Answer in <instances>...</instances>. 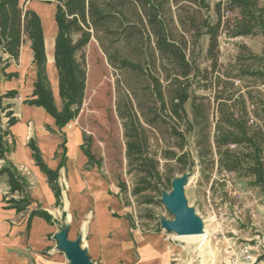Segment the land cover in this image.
Segmentation results:
<instances>
[{
  "label": "trees",
  "instance_id": "1",
  "mask_svg": "<svg viewBox=\"0 0 264 264\" xmlns=\"http://www.w3.org/2000/svg\"><path fill=\"white\" fill-rule=\"evenodd\" d=\"M40 1L55 6L53 63L60 107L47 78L40 16L20 0H0V77L17 78L7 68L10 62L18 63L21 47L29 42L36 80L23 104L43 109L60 131L78 117L85 96L86 62L78 54L92 38L97 42L117 73L115 108L125 139L126 173L133 179L131 189L118 184L124 208L130 203L128 194L137 205L164 204L161 199L172 191L175 174H187L195 166L201 180L229 175L264 195V94L254 88L264 87V46L255 54L239 44L233 63L224 65L219 43L221 37L264 40V0ZM201 39L206 44L202 68L195 54L197 49L202 53ZM246 80L255 85H245ZM17 96L16 90L0 95V160L9 150L6 139L13 138L10 128L18 122L12 105L3 102ZM190 141L196 158L188 150ZM27 145L59 206L58 171L65 158L50 169L35 139ZM80 148L94 166L89 148L84 143ZM3 174L10 195L24 194L18 200L4 196L5 208L26 211L32 199L25 194L23 180L13 165L1 167ZM211 184L226 185L224 180ZM35 216L52 222L50 214L35 208L27 227ZM123 218L136 228L129 212ZM160 227L161 222L153 233L159 234Z\"/></svg>",
  "mask_w": 264,
  "mask_h": 264
},
{
  "label": "rangeland",
  "instance_id": "2",
  "mask_svg": "<svg viewBox=\"0 0 264 264\" xmlns=\"http://www.w3.org/2000/svg\"><path fill=\"white\" fill-rule=\"evenodd\" d=\"M39 2L41 3L40 0ZM20 4L22 5L21 0ZM36 11L42 17L46 31L55 27L52 5L41 3L36 5ZM219 43L220 58L224 65L233 63L235 55L239 52V44H245L255 54H260L264 46V40L259 36L233 40L221 37ZM200 45L202 53L197 49L195 54L202 68L206 64L202 59L206 46L204 39H201ZM81 55L86 62L85 96L78 117L71 122L70 128H65V138L59 149V156H71L68 152L70 145L73 144L78 149V146L84 143L95 157L96 163L94 166L88 164L84 167L83 174L79 177L82 184L77 199H73L75 193H70L69 200L65 201L69 215L65 216L67 220L61 221L59 230L66 231V234L69 228H84L87 225L85 216H89L97 201L111 198L115 193L124 199V195L119 193L118 184L125 183L128 189H131L133 180L126 173L125 139L115 108L117 73L106 61L100 46L93 38L78 57ZM246 83L248 86L255 85L250 80H246ZM254 88L264 94V87ZM196 93L205 92L196 90ZM55 94L58 99V94ZM81 137H85V140ZM188 150L196 158L192 141ZM175 176L185 178L183 198L186 207L199 220L201 228L208 232V239L200 247L201 238H181L176 232H167L160 227L159 233L170 237V244L180 253L181 260H175L174 264L179 261L181 264H226L227 246L236 250L240 244L257 247L256 260L262 258L261 261L264 262V195L257 188H249L244 180L234 179L229 175H213L209 182L201 180L198 166L187 174L176 173ZM212 180H224L226 185L212 186ZM127 198L130 203L125 209L131 214L136 229L141 233L153 232L162 220L167 223L174 222L175 217L168 213L164 204H156L155 197L154 203L143 205H137L129 194ZM60 255L64 257V252L61 251Z\"/></svg>",
  "mask_w": 264,
  "mask_h": 264
},
{
  "label": "crops",
  "instance_id": "3",
  "mask_svg": "<svg viewBox=\"0 0 264 264\" xmlns=\"http://www.w3.org/2000/svg\"><path fill=\"white\" fill-rule=\"evenodd\" d=\"M22 1L26 10L35 12L39 0ZM55 9L54 4H50ZM54 13V11H53ZM38 15V14H37ZM39 16V15H38ZM41 24L42 17L40 16ZM44 47L46 54V73L50 81L51 92L56 106L60 107L59 97L56 99L57 78L54 69V39L55 27L47 31L43 27ZM32 50L29 42L21 47L18 63L10 62L7 72L17 73V78L4 80L0 77V95L9 90H16L18 96L5 100L3 104H11L18 122L10 128L13 138L8 137V152L4 159L0 160V168L13 165L17 175L25 184V194L32 199L31 205L26 211L16 213L12 209H6L2 199L4 196L18 200L24 194H9L8 176H0V264H69L65 254L60 255L57 248L56 234L60 231L61 221L67 220V204L69 194L80 192V176L84 167L88 166V159L73 144L70 152L63 156L64 163L59 169L58 184L61 188L60 205L56 206L55 198L46 183V177L35 165L28 141L34 138L38 144L41 156L50 169H56L63 160L59 156V149L64 142L65 128L71 127V122L62 130L54 125L53 118L43 109L23 104V100L30 97L33 83L36 80V65L32 63ZM50 128V129H48ZM79 151V152H78ZM72 158V160H71ZM80 158V159H79ZM75 159H79L76 161ZM117 194L111 198L99 200L93 207L89 216H85L87 225L67 230V237L71 241L79 240V246L86 251V256L91 264H174L175 260H181L180 253L170 244V237L162 233L143 232L131 228L129 222L123 218L126 209L119 201ZM40 208L52 217V222H47L37 216L33 217L27 227L29 213ZM118 217H113L112 214ZM254 246L252 254L258 250ZM241 248L227 250L225 262H229L232 256H236L239 264H244L241 257ZM176 264H181L180 261ZM230 264V262H229ZM254 264H264L263 261Z\"/></svg>",
  "mask_w": 264,
  "mask_h": 264
},
{
  "label": "water",
  "instance_id": "4",
  "mask_svg": "<svg viewBox=\"0 0 264 264\" xmlns=\"http://www.w3.org/2000/svg\"><path fill=\"white\" fill-rule=\"evenodd\" d=\"M173 182L174 180L172 181V191L169 193L172 199L166 200L164 196L167 193H164L161 201L168 213L175 219L173 223L162 220L161 227L167 232H176L179 235L200 233L201 224L199 220L186 207L183 198V185L178 184L176 186ZM182 182L184 184V177ZM56 241L58 250L64 252L69 264H91L86 256V251L80 248L79 240H69L66 231H59L56 234Z\"/></svg>",
  "mask_w": 264,
  "mask_h": 264
},
{
  "label": "built area",
  "instance_id": "5",
  "mask_svg": "<svg viewBox=\"0 0 264 264\" xmlns=\"http://www.w3.org/2000/svg\"><path fill=\"white\" fill-rule=\"evenodd\" d=\"M241 246V257L242 262L244 264H254L257 259L256 254H252V250L254 249V246H250L249 244H240ZM229 251H233L232 246H227ZM255 250H258L257 248ZM230 264H239L238 259L236 256H232V258L229 260Z\"/></svg>",
  "mask_w": 264,
  "mask_h": 264
},
{
  "label": "bare ground",
  "instance_id": "6",
  "mask_svg": "<svg viewBox=\"0 0 264 264\" xmlns=\"http://www.w3.org/2000/svg\"><path fill=\"white\" fill-rule=\"evenodd\" d=\"M50 22V21H49ZM173 180H174V184L176 185V186H178V184H181V185H183V178H180V177H178V176H175L174 178H173ZM164 198L167 200V199H172L171 198V196H170V194L169 193H167V194H165V196H164ZM179 235V234H178ZM179 237H181V238H188V239H191V238H201L202 239V243H201V246L200 247H202L205 243H206V240L208 239V232L207 231H205L204 229H202L201 228V230H200V233H195V234H191V235H179Z\"/></svg>",
  "mask_w": 264,
  "mask_h": 264
}]
</instances>
